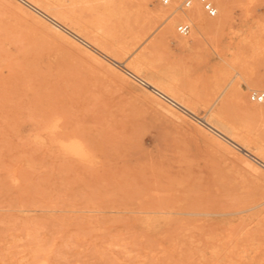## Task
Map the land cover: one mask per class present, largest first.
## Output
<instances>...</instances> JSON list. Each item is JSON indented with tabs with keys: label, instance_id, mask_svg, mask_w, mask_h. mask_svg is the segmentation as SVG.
<instances>
[{
	"label": "rangeland",
	"instance_id": "obj_1",
	"mask_svg": "<svg viewBox=\"0 0 264 264\" xmlns=\"http://www.w3.org/2000/svg\"><path fill=\"white\" fill-rule=\"evenodd\" d=\"M33 1L85 41L0 0V264H264V169L204 123L218 111L264 154V0H222L185 46L158 0Z\"/></svg>",
	"mask_w": 264,
	"mask_h": 264
},
{
	"label": "bare ground",
	"instance_id": "obj_2",
	"mask_svg": "<svg viewBox=\"0 0 264 264\" xmlns=\"http://www.w3.org/2000/svg\"><path fill=\"white\" fill-rule=\"evenodd\" d=\"M19 1L22 4H24L26 7H28L29 9L33 10L41 18H43L44 20H47L51 24L52 28H54V30H56V32H58L59 34H61L65 38H69V39H71V38L73 39L74 38L75 40L85 41L83 38H81V36H79L77 31H75L74 29L68 28L65 25H63L55 16L50 15L47 12V10L41 9L33 0H19ZM214 1H215V5H216L215 6L216 12L218 11V12H220V14L222 12H224L225 7L223 5L222 0H214ZM160 5H162V4H160ZM58 6H60V5H58ZM161 7H163V8H161ZM161 7L154 8L151 11L149 10L151 16H153V19L155 21L158 19V22H159V20H160L158 28L161 31V35L164 36V37H169V36L176 37L178 39V41H179L178 43L181 46L187 45L188 38L185 37V36H182V35L181 36H177V35L175 36L174 35L173 26H174L175 23L178 22L179 24H188L189 26L191 25L193 27V29H191V27H190V31H189L188 34H190V32H192L191 33V37L193 39H196V38H199V37L201 39H204L205 36L208 34V32L210 30H212L213 28H216L221 23V21L218 18L217 19H211V20L207 19L205 17V15H204V11H203L201 5L197 1H193L192 4L188 8H182L181 5L176 0H170V3L168 5H166V6L162 5ZM90 53L95 58L98 57V59L101 58L100 60H106V62L107 61L110 62L109 59H111V58L108 55H106L107 58H104L102 56L103 51L99 50L98 48H96L94 46H93L92 50L90 51ZM126 66H127L126 64H121V68H123V70L126 72L125 74H128L130 77L134 78L135 80L136 79H138V81L140 80L143 83V85L146 87V91L148 92V94L158 96L160 98V101L164 100L163 102L167 103L170 107L173 106V107H175L177 109H181V111L185 115H187L188 117L193 118V119L195 118L194 117V116H196L195 113L193 111H191V109H189V107H187L184 103H182L181 101L176 100L175 97L173 96V94L169 91V89H167L165 87V85L163 86L162 84H158L157 82L152 81L148 77H146V78L143 77L142 78L141 77L142 72H141V70L138 67H133V68H131V70H129ZM249 89H251V88H249ZM253 91L254 90H252L251 92H253ZM221 93L222 92L220 90V93H218V96L216 97L214 103L219 99V97L221 96ZM242 98L243 97H241L239 95V101L243 100L242 102H244V99H242ZM249 101H250V99H249ZM245 102L248 103V101H246V100H245ZM250 103L253 106L252 109L254 110V111L252 110L251 113L254 112V114L258 117L259 120L264 121V105L263 104L254 103V102H251V101H250ZM166 109H167V107H166ZM218 109H220V108H218ZM250 110H251V108H250ZM168 111H171V109L168 110ZM171 113H173V112H171ZM256 116H255V118H257ZM253 117H254V115H253ZM204 123H206V125H207L206 128L208 130H210L211 132H213L216 136L221 138L222 141L226 142L227 144H229V145H231L233 147H236L235 145H238L239 147H237V149L239 151H241V153H242V154L240 153L241 156L245 157V156L251 155L253 157L252 160L257 164V166L259 165L260 169H261V167L264 169V154L262 153L263 151L260 152L258 150V148L252 149L245 142H241L240 140L239 141H240L241 144H238L237 143L238 141L236 142V140H237V138L235 136L236 134H234V132L230 131V129L227 127V125L225 124L223 119L220 117L218 111L215 110L213 115H212V118H209L208 121L204 120ZM215 140H216V138H215ZM244 140H245V138H244ZM252 145H254V144H252ZM246 162H247V160H246ZM247 164L250 165L251 163L247 162ZM257 169H259V168L257 167ZM251 209L252 208L245 209V210H239L237 212L235 211V212L211 213V214L212 215H218V216L219 215L225 216V215H232V214H236V213H241V212H244L246 210L247 211H249V210L251 211Z\"/></svg>",
	"mask_w": 264,
	"mask_h": 264
},
{
	"label": "built area",
	"instance_id": "obj_3",
	"mask_svg": "<svg viewBox=\"0 0 264 264\" xmlns=\"http://www.w3.org/2000/svg\"><path fill=\"white\" fill-rule=\"evenodd\" d=\"M160 4L166 6L170 3V0H158ZM182 8H188L193 1H197L203 11L209 16L214 17L216 15V9L210 0H176ZM178 34L182 36L188 35L190 31V26L188 24H179L176 28ZM249 99L251 102L263 104L264 105V91H253L249 94Z\"/></svg>",
	"mask_w": 264,
	"mask_h": 264
}]
</instances>
